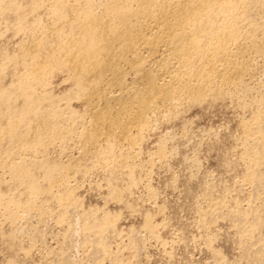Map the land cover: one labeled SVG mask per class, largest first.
Masks as SVG:
<instances>
[{
  "label": "rangeland",
  "instance_id": "374dc122",
  "mask_svg": "<svg viewBox=\"0 0 264 264\" xmlns=\"http://www.w3.org/2000/svg\"><path fill=\"white\" fill-rule=\"evenodd\" d=\"M10 1H0V264H264V0H230L232 19L216 16L202 39L213 45L233 24L231 78L195 99L179 93L127 140L92 126L87 99L111 75L81 79L68 57L86 12L135 0ZM154 61L141 76L121 64L120 87H149Z\"/></svg>",
  "mask_w": 264,
  "mask_h": 264
},
{
  "label": "bare ground",
  "instance_id": "6f19581e",
  "mask_svg": "<svg viewBox=\"0 0 264 264\" xmlns=\"http://www.w3.org/2000/svg\"><path fill=\"white\" fill-rule=\"evenodd\" d=\"M135 2V8L127 7L125 4L110 6L111 8L102 16H95L92 12H86L85 18L80 23L77 21L79 24L78 35L72 39L67 38L71 40V44L78 46L74 53L69 54L68 59L75 67L76 72L78 71L81 79L84 77L87 80L86 74L88 73H85L86 71H92L90 74L95 77L102 73L111 75V79L106 81V84L96 85L92 90L90 86L91 91L88 89L90 95L89 97L87 95V101L94 106L93 115L95 118L93 121H96V124H92V126H95V131H98V134L101 131L117 132L122 140L132 138L133 133L139 134L143 129L142 125L145 119L158 112L160 106L174 100L179 93L185 92L191 96L194 93H200L214 77L229 80L231 69L225 65L223 57L226 55L228 42L236 35V30L232 24L221 28L219 33H216L213 45L204 44L202 41L203 37L212 39L210 31L212 20L216 16L221 15L227 19L230 17L232 19L230 0H135ZM10 3L12 4L11 1ZM1 9L0 6V11ZM61 52H63L62 47ZM157 56L160 57L156 59ZM195 56L201 57L199 69L185 78L182 71L193 63ZM153 59L156 61H154L153 73L149 74L147 78L149 87L145 89L128 88V92L120 87L123 85L121 84L123 72L118 73L121 64H127L128 71L141 76L142 65L148 61H153ZM47 64L36 66L45 70L49 67ZM90 74L88 78H90ZM32 75L34 76V74ZM101 77L100 79H102ZM157 80H161L162 83L156 84ZM192 98L194 97L192 96ZM14 171L18 176H21L25 174L26 169L23 165H19L14 166Z\"/></svg>",
  "mask_w": 264,
  "mask_h": 264
}]
</instances>
